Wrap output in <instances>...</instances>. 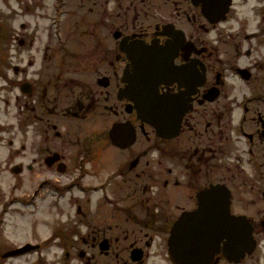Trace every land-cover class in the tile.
Masks as SVG:
<instances>
[{
  "label": "flooded vegetation",
  "instance_id": "obj_1",
  "mask_svg": "<svg viewBox=\"0 0 264 264\" xmlns=\"http://www.w3.org/2000/svg\"><path fill=\"white\" fill-rule=\"evenodd\" d=\"M236 2L224 21L209 24L192 0H67L69 49L60 40L37 66L2 56L0 142L13 146L12 105L22 174L50 172L55 177L39 189L69 194L65 219L51 229L65 234H55L61 253L51 264H172L173 225L198 208L201 192L219 185L246 239L230 252L223 239L206 264H264V4L251 30L234 12ZM15 39L22 46V32ZM120 40L127 50L142 43L168 56L170 73L157 95L183 104L174 137L159 139L146 125L142 135L132 102L119 97L130 71ZM186 72L191 82V72L203 81L186 86L178 77ZM123 122L136 129L124 149L108 137Z\"/></svg>",
  "mask_w": 264,
  "mask_h": 264
},
{
  "label": "rangeland",
  "instance_id": "obj_2",
  "mask_svg": "<svg viewBox=\"0 0 264 264\" xmlns=\"http://www.w3.org/2000/svg\"><path fill=\"white\" fill-rule=\"evenodd\" d=\"M52 2L53 0H0V27L7 26L9 30L7 49L3 47V43L0 41V52H5L4 49L8 52L9 62L16 64L22 60V65L32 63L37 66L41 64V54L45 52L46 48H48V52H55L57 43L53 34L54 27L51 23L53 17ZM263 4V0H237L233 10L238 16H245L250 22L251 30H253L258 17L259 6ZM97 9L98 7L95 8V10ZM67 22L68 20H66V24ZM21 23L24 44H22V48H19L18 42L14 40L13 36L19 32ZM66 26L63 25L64 28ZM64 32H62L63 35L61 34L63 40ZM68 35L66 33L65 36L68 37ZM66 40V48L69 49L74 43L71 44L69 38ZM29 70L33 71L35 68ZM226 80H231V77L227 75ZM15 114L16 109L10 105L8 123L13 124V130L9 132L8 140L13 141V147H8L5 141L0 142V146L3 145L0 147V188L2 189L0 192L5 194L4 200H9L8 213L2 218L3 222L0 223V253L9 249V246L1 243L4 240L3 232L7 231L12 246L25 243H43L45 250L43 249L41 254L48 260H54L57 257V261L61 250L52 244V239H47L53 225V222H49L52 218H56L55 208L58 209L59 214H65V205L69 196L66 195L60 203L54 205V208L51 197L54 192L53 189L50 190L51 185L43 186L39 199L35 197V190L40 181L52 179L55 175L46 172V174L32 179V174L20 177L11 174L10 168L14 164L22 162V154L16 151L19 148V136L16 134ZM7 154L9 159L6 161ZM60 208L63 209L62 212H59ZM63 219L62 217L61 220ZM64 226L61 224L58 230L64 231ZM55 234L62 237L65 235L62 232L58 233L57 230ZM39 255L37 252H33L22 256L20 259L6 260L4 263L0 258V264H33L34 259Z\"/></svg>",
  "mask_w": 264,
  "mask_h": 264
},
{
  "label": "water",
  "instance_id": "obj_3",
  "mask_svg": "<svg viewBox=\"0 0 264 264\" xmlns=\"http://www.w3.org/2000/svg\"><path fill=\"white\" fill-rule=\"evenodd\" d=\"M195 3H200L204 16L210 22H215L227 11L230 0H195ZM128 57L132 61L135 77L133 78V81L130 77L129 80L126 79L128 82L126 93L129 95L131 92L136 93L135 96L138 97L136 100L138 118L143 122L153 125L157 129V134L163 136L162 131L166 129L165 126L168 125V123H176L178 120H175V118H177L176 116H172V114L175 115L176 112H170L169 107H167L163 101L156 102V100L154 101L149 98L150 96L155 95L151 92L153 89L151 78L154 73L153 71L156 70L157 67H154L155 63L153 62L151 56L147 53L131 52L128 53ZM124 129V127L119 125H114L111 128L109 135L114 145L124 147L126 145H130L134 141L133 130L129 129L128 132H126ZM209 196L210 194H206L205 196L203 195V207H199L193 215L185 218V221H181L178 225L183 237L177 236V241H188L191 243L186 245V253L188 254L185 255H190L191 252H196V250L200 248V246L195 243V241L200 238L202 241V247H204L207 251V248L209 249L213 246V244H215L217 240L216 238H218L223 231L232 238L235 236L233 228H226L227 218L225 216V212L223 211L224 203L222 196L219 195L218 199L216 198L214 200L220 202V206L218 208V212L213 211V214L205 208L206 199ZM25 250L26 248H23L22 252ZM174 250L178 254L181 253V247L178 245L174 247ZM194 255L195 254L192 255L194 258L193 261H188L185 264H196V257L198 255H196V257H194ZM176 264L182 263L176 262Z\"/></svg>",
  "mask_w": 264,
  "mask_h": 264
}]
</instances>
